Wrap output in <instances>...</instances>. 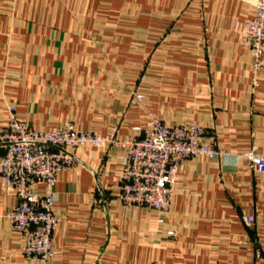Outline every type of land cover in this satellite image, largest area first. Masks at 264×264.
I'll return each instance as SVG.
<instances>
[{
	"label": "crops",
	"instance_id": "crops-1",
	"mask_svg": "<svg viewBox=\"0 0 264 264\" xmlns=\"http://www.w3.org/2000/svg\"><path fill=\"white\" fill-rule=\"evenodd\" d=\"M259 3L0 0V132L12 106L37 130L70 124L118 139L154 119L195 122L226 151L184 161L160 212L118 198L123 147L72 149L52 187L59 221L46 264H264V174L241 156H264V67L253 88L236 29ZM15 202L0 177V264H40L6 219Z\"/></svg>",
	"mask_w": 264,
	"mask_h": 264
},
{
	"label": "built area",
	"instance_id": "built-area-1",
	"mask_svg": "<svg viewBox=\"0 0 264 264\" xmlns=\"http://www.w3.org/2000/svg\"><path fill=\"white\" fill-rule=\"evenodd\" d=\"M236 29L241 44L252 57L251 81L255 88L264 67V4L259 3L255 14ZM205 129L195 122L168 125L154 119L144 128H135L138 134L134 139H118L114 131L97 134L76 130L70 124L37 130L18 120L14 107H7L6 123L0 132L4 149L0 154V177L4 189L16 199L6 219L10 228L23 238L24 258L46 264L54 255L52 234L59 220L54 211L52 187L56 176L74 165L72 149L123 147L118 198L125 204L165 212L171 204L174 176L184 161L213 160L226 153L203 139ZM241 156L253 172L264 174V156L251 149ZM37 183L42 185L38 193L31 191ZM244 221L250 224L253 218L246 215Z\"/></svg>",
	"mask_w": 264,
	"mask_h": 264
},
{
	"label": "rangeland",
	"instance_id": "rangeland-1",
	"mask_svg": "<svg viewBox=\"0 0 264 264\" xmlns=\"http://www.w3.org/2000/svg\"><path fill=\"white\" fill-rule=\"evenodd\" d=\"M134 95V96H133ZM137 95H139L140 96V98H137L136 96ZM133 97V98H132ZM142 94H140V93H138V92H132V95H131V98H130V100H129V106H130V104H132V107H138V106H140V103H141V100H142ZM251 150H253V151H255V149L254 148H252ZM256 152V151H255ZM256 154H258L257 152H256ZM260 155V154H259ZM260 156H263V155H260Z\"/></svg>",
	"mask_w": 264,
	"mask_h": 264
}]
</instances>
